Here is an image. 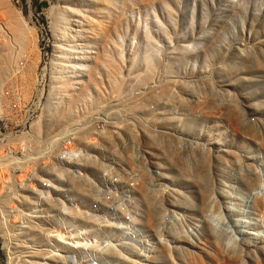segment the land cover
I'll return each mask as SVG.
<instances>
[{
    "label": "rangeland",
    "instance_id": "rangeland-1",
    "mask_svg": "<svg viewBox=\"0 0 264 264\" xmlns=\"http://www.w3.org/2000/svg\"><path fill=\"white\" fill-rule=\"evenodd\" d=\"M107 1L0 0V264H264V0Z\"/></svg>",
    "mask_w": 264,
    "mask_h": 264
},
{
    "label": "bare ground",
    "instance_id": "bare-ground-1",
    "mask_svg": "<svg viewBox=\"0 0 264 264\" xmlns=\"http://www.w3.org/2000/svg\"><path fill=\"white\" fill-rule=\"evenodd\" d=\"M109 4H117L116 1L114 0H108L107 1ZM76 32H81L79 28L76 29ZM80 45L79 43L76 45L78 46ZM67 46H71V45H67ZM119 51V50H118ZM122 53V50H121ZM54 55V54H53ZM113 54V59L111 58L110 61H108V63L105 65V70H107L109 72L108 74V81L113 84L116 81V67H114V65L116 64V55ZM122 54H120L121 56ZM118 57H120L119 55H117ZM124 55H122L121 57H123ZM84 60V51L81 50L80 48L74 47V49L70 52V54L67 57L66 62L63 64V66L68 67V68H72L74 70H82L83 69V64L81 63ZM104 68V67H103ZM163 86V85H162ZM158 88V87H157ZM23 99V98H22ZM101 107V106H100ZM120 128V127H119ZM21 145V144H20ZM19 147V146H18ZM39 153V152H38ZM46 163V162H45ZM44 163V164H45ZM48 164V163H47ZM40 188H47V189H51L50 191L53 192L54 194H56V188L55 186L51 183V181L46 180L44 182L43 185H41ZM30 192H32L33 194L37 195L41 192L40 190H35L34 188H31ZM2 193V192H1ZM38 193V194H36ZM88 234V233H87ZM72 235V234H71ZM79 243V242H78ZM73 244V243H72Z\"/></svg>",
    "mask_w": 264,
    "mask_h": 264
}]
</instances>
